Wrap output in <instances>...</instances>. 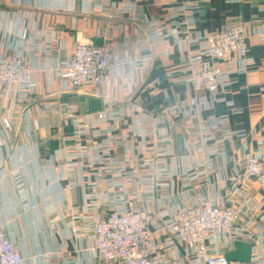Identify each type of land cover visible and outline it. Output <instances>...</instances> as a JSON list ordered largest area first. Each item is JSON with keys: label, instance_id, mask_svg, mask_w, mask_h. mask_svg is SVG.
I'll list each match as a JSON object with an SVG mask.
<instances>
[{"label": "crops", "instance_id": "obj_1", "mask_svg": "<svg viewBox=\"0 0 264 264\" xmlns=\"http://www.w3.org/2000/svg\"><path fill=\"white\" fill-rule=\"evenodd\" d=\"M188 17L195 29L182 35L183 43L170 37L152 45L155 30L168 31ZM240 23L253 63L228 89L195 91L168 75L197 48L189 40L198 32ZM262 32L264 0H0V56L25 55L35 74L34 89L22 100L0 88V230L19 247L23 264H101L94 240L76 234L71 224L88 195L100 200L97 215L108 213L109 175L97 173L98 162L75 156L76 125L66 120L67 109L86 124L85 141L94 151L111 136H123L118 155L127 170L114 188L128 207L148 203L157 209L165 201L175 208L208 198L230 204L229 179L264 144ZM80 43L108 44L114 83L74 87L59 76ZM100 111L105 120L98 119ZM222 114L229 121L214 130ZM226 129L244 134L222 139ZM161 150L171 152L163 157ZM211 154L214 168L208 170ZM148 157L151 168L136 170ZM158 160L167 174L156 171ZM243 193L237 202L264 199L252 181ZM166 237L155 234V241L163 246Z\"/></svg>", "mask_w": 264, "mask_h": 264}, {"label": "built area", "instance_id": "obj_2", "mask_svg": "<svg viewBox=\"0 0 264 264\" xmlns=\"http://www.w3.org/2000/svg\"><path fill=\"white\" fill-rule=\"evenodd\" d=\"M187 8L194 10L197 5H188ZM194 29L193 18L188 17L168 31L155 30L151 35L152 45L157 46L170 37L176 43H183L186 38L182 35ZM245 36L243 24L229 26L215 33L198 32L189 40L197 44V48L168 75L174 77V82L184 83L195 91L216 93L220 88L228 89L253 63L247 56ZM111 67L108 44L82 43L60 65L58 74L74 87L107 86L113 83ZM177 73H180L179 77H175ZM34 86V69L25 55L15 52L0 56V88L6 87L17 92L22 100ZM97 117L105 120L106 112H98ZM68 118L76 123L75 156L104 165V172L114 176L104 180L110 187L122 185L124 170L115 167L122 163L118 147L123 136H111L110 144L94 151L93 146L83 143L86 129L80 123L81 117L72 113ZM228 121V114L219 115L212 127L214 130L223 129ZM221 133L222 139L244 134L243 131L230 129ZM149 151L151 155L157 154L156 151ZM170 152L161 150L160 154L165 157ZM158 161V169L167 170L164 162ZM151 162L148 157L140 166L150 168ZM206 166L208 170L214 168L212 154ZM251 181L264 192V144L258 151L248 154L239 171L229 179L227 191L230 204L208 198L172 209L167 206L153 209L147 204L134 208L127 206L122 194L111 190L107 214L97 215L100 200L95 195H88L82 213L72 219L71 225L76 234L94 240L93 249L101 264H264V199L253 205L247 200L237 202L235 199L244 194V189ZM162 233L167 235L163 246L155 241V234ZM237 241L250 243L249 261L228 259L227 253L236 250ZM23 262L24 256L19 247L4 230H0V264Z\"/></svg>", "mask_w": 264, "mask_h": 264}, {"label": "rangeland", "instance_id": "obj_3", "mask_svg": "<svg viewBox=\"0 0 264 264\" xmlns=\"http://www.w3.org/2000/svg\"><path fill=\"white\" fill-rule=\"evenodd\" d=\"M190 5H192V4H190ZM196 9V8H195ZM194 9V10H195ZM240 24H242V23H240ZM237 25V24H236ZM244 25V24H243ZM233 26V25H232ZM229 27V26H228ZM225 30V29H224ZM223 31V30H222ZM220 32V31H219ZM207 34H209V33H207ZM245 40H246V36H245ZM80 44H82V43H80ZM246 44V43H245ZM94 45H97V44H94ZM99 45H101V44H99ZM78 46V45H77ZM247 48V47H246ZM247 50H248V48H247ZM194 51V50H193ZM247 55H248V51H247ZM114 78V77H113ZM113 83H114V79H113ZM110 85V84H109ZM109 85H107V86H109ZM100 87V86H99ZM71 109H67L66 111V116H67V119L66 120H69L70 118H68V117H70V114H77V113H75V112H73V111H70ZM100 112H103V111H100ZM104 112H106V111H104ZM149 113H151V112H149ZM148 119H150V117H147ZM69 121H71V120H69ZM80 123L81 124H83L84 125V127H85V129H86V124L84 123V122H82V119H81V121H80ZM75 125H76V123H75ZM151 129L152 128H149V129H147V130H145L144 131V135H143V137H148L149 135H150V133L152 132L151 131ZM83 143H86V141L84 140V142ZM103 147V146H102ZM150 151L149 150H147L146 151V154H148V156L149 155H151L150 153H149ZM161 155V154H160ZM162 156V155H161ZM97 157V156H96ZM148 158H146V159H144V160H142L141 162H140V164L141 163H143L145 160H147ZM100 168H99V170L97 169V173H99V174H101V171H102V169L104 168V165H101L100 164V166H99ZM116 169H119V168H122L124 171H123V175H125V170H127V168L125 169L124 167H121V165L120 166H116L115 167ZM132 168V170H134L135 169V167H131ZM151 168V167H150ZM149 167H145V166H140L139 164H137L136 165V170H138L139 172L141 171V170H143V169H150ZM160 173H165V174H167V170H164V171H160L158 168H160V167H155ZM110 177H114L113 176V174L112 173H107ZM135 175V174H134ZM108 176V177H109ZM136 176V175H135ZM167 176V175H166ZM125 177V176H124ZM130 177L133 179L134 177L132 176V175H130ZM149 179V178H148ZM147 182H149V181H147ZM133 183V182H132ZM148 183H146V185H147ZM111 190L113 191H115V192H117L116 191V189L113 187V186H111ZM106 200H108V196H106ZM126 201H127V199H126ZM147 201H151V199L149 200V199H147ZM143 205H146V204H143ZM142 205V206H143ZM147 205H149L148 203H147ZM150 206V205H149ZM159 206H167V207H169V208H174V207H171L169 204H167V203H165V201H161L160 203H158L157 204V207H159Z\"/></svg>", "mask_w": 264, "mask_h": 264}, {"label": "water", "instance_id": "obj_4", "mask_svg": "<svg viewBox=\"0 0 264 264\" xmlns=\"http://www.w3.org/2000/svg\"><path fill=\"white\" fill-rule=\"evenodd\" d=\"M236 250L227 253V257L233 261H249L251 255V245L248 242L237 241Z\"/></svg>", "mask_w": 264, "mask_h": 264}]
</instances>
